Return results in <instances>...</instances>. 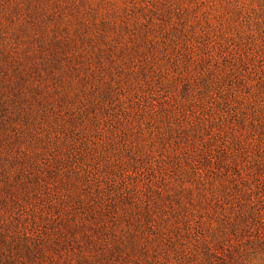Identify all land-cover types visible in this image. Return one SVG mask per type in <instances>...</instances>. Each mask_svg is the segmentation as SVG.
I'll use <instances>...</instances> for the list:
<instances>
[{
  "label": "rangeland",
  "instance_id": "rangeland-1",
  "mask_svg": "<svg viewBox=\"0 0 264 264\" xmlns=\"http://www.w3.org/2000/svg\"><path fill=\"white\" fill-rule=\"evenodd\" d=\"M260 201L264 0H0V264H264Z\"/></svg>",
  "mask_w": 264,
  "mask_h": 264
},
{
  "label": "trees",
  "instance_id": "trees-1",
  "mask_svg": "<svg viewBox=\"0 0 264 264\" xmlns=\"http://www.w3.org/2000/svg\"><path fill=\"white\" fill-rule=\"evenodd\" d=\"M260 205V208H259ZM246 216V215H245ZM243 216L242 218H239V223L238 224H233L232 227V233H235V236L238 233H241L239 231L243 230V228L247 229V225L250 222H252V224H254V226L257 224L258 226H262L264 225V202L260 201L259 204L257 203H252L249 206V216H251V218L248 219ZM262 224V225H261ZM234 235V234H233ZM256 240V242L258 243V248L259 250L264 254V232H258L256 233V236L254 238ZM8 259L5 258L3 261L4 262H8ZM18 261L17 259V264H26L24 262ZM28 264H30L31 262H27ZM8 264V263H7Z\"/></svg>",
  "mask_w": 264,
  "mask_h": 264
}]
</instances>
